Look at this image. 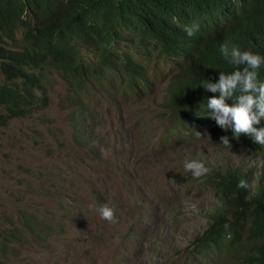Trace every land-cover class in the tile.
<instances>
[{"label": "rangeland", "instance_id": "rangeland-1", "mask_svg": "<svg viewBox=\"0 0 264 264\" xmlns=\"http://www.w3.org/2000/svg\"><path fill=\"white\" fill-rule=\"evenodd\" d=\"M63 92L55 75L49 108L0 130V227H20L28 214L43 223L13 264H201L189 260L190 245L208 228L217 197L176 183L194 180L184 162L246 163L261 173L264 157L204 141L158 153L168 119L155 120L157 94L140 104L96 103L86 147L57 104ZM105 204L115 222L101 218Z\"/></svg>", "mask_w": 264, "mask_h": 264}, {"label": "clouds", "instance_id": "clouds-1", "mask_svg": "<svg viewBox=\"0 0 264 264\" xmlns=\"http://www.w3.org/2000/svg\"><path fill=\"white\" fill-rule=\"evenodd\" d=\"M136 1L129 0L125 11L121 13V20L106 17L103 6L99 13L81 12L79 0H61L58 13L48 18H42L34 5L25 0L2 7L1 48L10 52L11 56L18 53L37 56L46 49L52 52H71L68 59L74 65L76 80L90 82L85 91L89 103L81 113L70 99L73 92L63 76L59 72L52 74L53 83L43 84L46 94L36 91L43 100L32 105L31 112L25 118L49 108L51 89L57 75L64 83V92L58 95L57 104L71 113L74 139L78 144L86 147L91 145H85L86 139L90 142L89 138H79V135H86L96 103L107 98L110 103L126 99L140 104L144 95L157 94L162 104L159 117L155 120L159 122L168 119L158 141V153L170 150V145L177 137H184L186 142L195 144L201 137L210 136L212 143L225 149L241 148L247 159H253L254 155L264 157V0H217L208 9L187 19L172 16L162 10L163 28L172 24L182 25L184 38L173 44L147 37L144 25L138 20V7L134 4ZM61 18H65L69 25L57 28L48 38H40L45 28L58 26ZM80 22L84 30L69 27L72 23ZM99 26L106 28L102 31ZM198 48L202 54L193 60L192 67H188L186 59ZM108 59L133 61L143 66L147 72V88L138 89L139 97L115 89L114 86L136 75L126 69L108 66ZM43 69L45 75L56 71L53 65H46ZM190 90H201L195 100V107L172 116L167 108L169 94L180 95ZM173 126H177L178 130L166 142L165 134ZM203 129L205 131L201 132ZM192 132H195V136L187 139ZM243 166L250 169L246 163ZM183 167L195 179L206 176L210 171L196 160H186ZM255 170L254 177H257L260 173ZM174 180L179 186L186 185ZM237 187L247 189L248 183L241 180ZM99 212L102 219L115 222L114 211L106 204L99 208ZM28 215V219L33 220L29 225H33L35 230L23 227L21 230L25 242H12L7 248L0 246V264H13L16 254L29 239L35 237L33 232L41 234L43 223L32 214ZM224 227L228 229L229 225L225 224ZM0 230L3 229L0 227ZM3 241L0 239V244Z\"/></svg>", "mask_w": 264, "mask_h": 264}, {"label": "trees", "instance_id": "trees-1", "mask_svg": "<svg viewBox=\"0 0 264 264\" xmlns=\"http://www.w3.org/2000/svg\"><path fill=\"white\" fill-rule=\"evenodd\" d=\"M18 1L0 0V10ZM25 1L33 4L42 18L56 15L62 3L61 0ZM215 1L217 0H138L134 4L138 7V20L144 25L147 37L173 44L184 38L182 25L172 24L168 28H163L160 11L163 10L172 16L187 19L208 9ZM79 3L81 12L99 13L100 7L103 6L106 17H111V19L117 17L121 20V13L125 11L129 0H79ZM68 25L69 22L61 18L58 26L51 25L45 28L40 33V38H48L57 31V28ZM69 27L78 30L85 29L81 22L72 23ZM99 28L103 31L106 27L99 26ZM70 53L64 50L52 52L46 49L40 51L37 56L27 53L11 56L10 52L0 47V130L10 126L16 119L25 118L31 112L30 107L43 100L36 94V91L46 94L43 84L51 85L53 83L52 74H58V72L73 92L70 97L71 101L81 113L84 111L89 103V100L85 98L87 95L85 91L88 90L90 82L76 80L74 65L69 63L68 59ZM201 54L200 48L191 53L186 59V62H189L188 67H192L193 60ZM209 55L212 56L211 53ZM106 64L110 67L126 69L136 75L114 86L115 89L129 96L139 97L138 89L147 88L145 84V80H148L147 72L142 65L133 61L118 62L110 59L106 60ZM46 65H53L56 71L45 75L43 68ZM110 88L114 91L111 86ZM200 94L201 90H190L180 95L169 94L167 108L172 116L187 112L195 107V100ZM170 119H172L171 116ZM177 130L178 127L173 126L165 134L164 140L168 142ZM204 131L205 129L201 130V132ZM194 136L195 132H192L186 138L190 140ZM79 138H85V134L80 133ZM212 140L210 136H203L195 144H190L185 141L184 137H177L170 145V149L193 146L203 141L212 144ZM89 143L86 139L85 145ZM246 143L249 144V141ZM204 165L210 169L206 176L199 179L194 178V180H189L182 175L175 178L179 183L197 184L201 189L217 197V202L207 217L208 228L192 241L190 245V250H192L188 258L197 259L202 264H264V171L254 177V167L247 170L244 166L240 168L234 164L223 167H215L211 163ZM241 180L247 181V189L237 187ZM28 216L22 226L11 230H0V239L4 240L0 244L1 248H7L12 242H25V235L21 229L26 227L28 230H35L33 225H29L33 220L28 219ZM225 224L229 225L228 229H225ZM32 235H36L35 232Z\"/></svg>", "mask_w": 264, "mask_h": 264}]
</instances>
